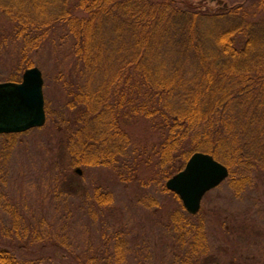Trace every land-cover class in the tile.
<instances>
[{
  "label": "trees",
  "instance_id": "trees-1",
  "mask_svg": "<svg viewBox=\"0 0 264 264\" xmlns=\"http://www.w3.org/2000/svg\"><path fill=\"white\" fill-rule=\"evenodd\" d=\"M0 13L14 41L24 42L19 70L34 66L25 55L49 32L64 27L72 40L85 71L68 102L82 123L67 137L75 166L108 165L126 154L130 138L118 123L124 108V118L160 119L165 179L182 169L178 157L199 150L228 168L237 193L246 183L264 184V0H0ZM18 73L7 81H19ZM39 128L0 137L13 147ZM96 198L110 201L98 191ZM18 221L13 210L15 227ZM203 233L199 226V241ZM124 249L117 240V263ZM0 264L22 262L0 248Z\"/></svg>",
  "mask_w": 264,
  "mask_h": 264
},
{
  "label": "rangeland",
  "instance_id": "rangeland-1",
  "mask_svg": "<svg viewBox=\"0 0 264 264\" xmlns=\"http://www.w3.org/2000/svg\"><path fill=\"white\" fill-rule=\"evenodd\" d=\"M69 39L59 27L25 55L42 73L48 114L13 147L0 137V248L22 264H264V184L246 183L237 193L227 177L189 216L166 189L158 164L160 119L124 118L121 109L118 123L130 138L126 154L108 165L73 164L67 137L82 123L68 102L85 71ZM14 40L13 25L0 13V82L25 70L17 68L24 42ZM177 160L176 168L187 161ZM97 191L110 201L100 203ZM199 226L203 241L195 235ZM117 240L125 244L120 263L113 258Z\"/></svg>",
  "mask_w": 264,
  "mask_h": 264
},
{
  "label": "water",
  "instance_id": "water-1",
  "mask_svg": "<svg viewBox=\"0 0 264 264\" xmlns=\"http://www.w3.org/2000/svg\"><path fill=\"white\" fill-rule=\"evenodd\" d=\"M36 66L26 68L20 81L0 82V135L42 127L46 121L43 77ZM228 168L212 155L192 153L184 167L166 180L185 210L198 213L203 196L228 177Z\"/></svg>",
  "mask_w": 264,
  "mask_h": 264
}]
</instances>
